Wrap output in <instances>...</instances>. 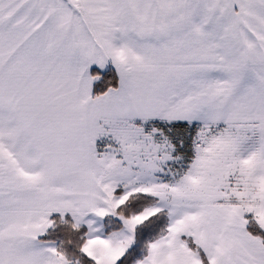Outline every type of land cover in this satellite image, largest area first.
Listing matches in <instances>:
<instances>
[{"label":"snow or ice","instance_id":"snow-or-ice-1","mask_svg":"<svg viewBox=\"0 0 264 264\" xmlns=\"http://www.w3.org/2000/svg\"><path fill=\"white\" fill-rule=\"evenodd\" d=\"M0 264H264V0H0Z\"/></svg>","mask_w":264,"mask_h":264}]
</instances>
